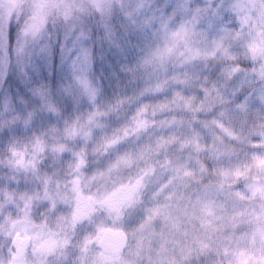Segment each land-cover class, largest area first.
I'll list each match as a JSON object with an SVG mask.
<instances>
[{
	"label": "clouds",
	"instance_id": "clouds-1",
	"mask_svg": "<svg viewBox=\"0 0 264 264\" xmlns=\"http://www.w3.org/2000/svg\"><path fill=\"white\" fill-rule=\"evenodd\" d=\"M0 264H264V0H0Z\"/></svg>",
	"mask_w": 264,
	"mask_h": 264
},
{
	"label": "water",
	"instance_id": "water-1",
	"mask_svg": "<svg viewBox=\"0 0 264 264\" xmlns=\"http://www.w3.org/2000/svg\"><path fill=\"white\" fill-rule=\"evenodd\" d=\"M105 242V239H101V243H104ZM109 243H115L114 241H112L111 239L108 240Z\"/></svg>",
	"mask_w": 264,
	"mask_h": 264
}]
</instances>
